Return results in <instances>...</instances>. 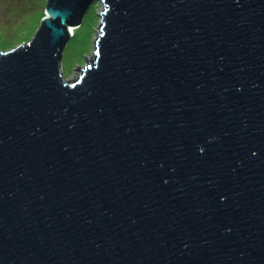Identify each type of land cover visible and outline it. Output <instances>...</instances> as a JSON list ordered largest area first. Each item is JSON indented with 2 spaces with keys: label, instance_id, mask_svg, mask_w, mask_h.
I'll use <instances>...</instances> for the list:
<instances>
[{
  "label": "water",
  "instance_id": "95a60500",
  "mask_svg": "<svg viewBox=\"0 0 264 264\" xmlns=\"http://www.w3.org/2000/svg\"><path fill=\"white\" fill-rule=\"evenodd\" d=\"M0 264H264V0H46L0 51Z\"/></svg>",
  "mask_w": 264,
  "mask_h": 264
},
{
  "label": "rangeland",
  "instance_id": "374dc122",
  "mask_svg": "<svg viewBox=\"0 0 264 264\" xmlns=\"http://www.w3.org/2000/svg\"><path fill=\"white\" fill-rule=\"evenodd\" d=\"M46 0H0V51L26 43L36 31L44 14ZM102 5L94 1L81 24L73 29L60 62L65 78L76 79L93 50V40L100 23Z\"/></svg>",
  "mask_w": 264,
  "mask_h": 264
},
{
  "label": "bare ground",
  "instance_id": "6f19581e",
  "mask_svg": "<svg viewBox=\"0 0 264 264\" xmlns=\"http://www.w3.org/2000/svg\"><path fill=\"white\" fill-rule=\"evenodd\" d=\"M71 34H73V29H71Z\"/></svg>",
  "mask_w": 264,
  "mask_h": 264
}]
</instances>
